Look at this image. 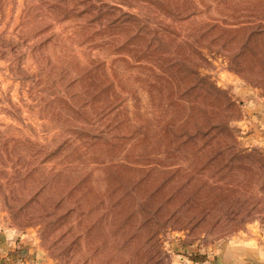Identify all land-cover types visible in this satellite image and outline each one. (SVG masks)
<instances>
[{"label":"rangeland","instance_id":"obj_1","mask_svg":"<svg viewBox=\"0 0 264 264\" xmlns=\"http://www.w3.org/2000/svg\"><path fill=\"white\" fill-rule=\"evenodd\" d=\"M205 1L175 23L167 0H0V264H264V5L226 16ZM116 18L138 24L104 31ZM223 18L248 45L201 36ZM137 25L167 51L104 43ZM243 50L247 70L229 58ZM219 117L227 133L176 138Z\"/></svg>","mask_w":264,"mask_h":264},{"label":"trees","instance_id":"obj_2","mask_svg":"<svg viewBox=\"0 0 264 264\" xmlns=\"http://www.w3.org/2000/svg\"><path fill=\"white\" fill-rule=\"evenodd\" d=\"M210 3H212V5L216 8V10H218V12H221L222 10H224L222 13V15H226L229 16L230 12L233 11H237L238 9L240 10H245V6H241L243 5L242 3L245 4H249V3H259L260 1H263V5H264V0H208ZM205 2L207 4V1L205 0H167V6L168 9L166 11V13H169V16L171 17V20L174 21L175 23H179V21H185L187 19H190V17L194 16L196 13L199 14L200 11L199 9V5H205ZM211 5V4H210ZM242 7V8H240ZM102 8V7H101ZM101 8L98 9L99 11V15H101L103 12L106 14L107 11H103ZM110 8V7H109ZM111 9V8H110ZM116 9V8H115ZM157 10H161L160 5L156 6ZM106 10V9H105ZM226 18L220 19V20H213L214 22H210V23H205L202 25V27L200 28V30H202L201 32V36L204 35H209L210 33H214L217 37H228L230 34H232L233 31L238 32L240 35H242V39L241 42H243V39H246V42H244L245 46L249 44V39L251 38V30L247 33L249 27H244V25L239 24L237 25L236 23H226L225 22ZM106 23L104 24L103 27H105L104 31L107 28H111V27H136L135 25L138 24L136 23V21H121L120 19L116 18V19H106ZM172 24L170 25H160L161 27H158L156 29L155 27V33H160L163 35L162 38H166L169 35V31L167 29V27L170 29ZM138 27V32L132 33V35H128V36H123L121 41L119 43H113L112 41H110L109 39H103L106 45H109L110 47H114L116 51H120L123 53H126L128 55L131 56H137L138 59L141 58L143 60H152V57H154L155 52H157L158 50L160 52H165L167 51V46L165 45L164 41H157V45L155 47V40L151 36L147 27L143 26V25H137ZM171 30V29H170ZM172 32H174V30H171ZM175 33V32H174ZM246 34V35H245ZM99 35V34H97ZM94 36V35H93ZM246 36V37H245ZM88 39H92V35L87 37ZM150 39V40H149ZM155 47L154 49H152V47ZM163 54V53H161ZM234 55V56H233ZM229 58L231 61H233L235 63L236 66H243V68H245V70H247V66H248V54L243 51L237 52L236 54L233 52L230 53ZM136 59V60H138ZM117 60L120 61H124L126 63L127 66H129L130 68H135L137 67V65L135 66L134 64L129 63V59L126 57V55H119L117 57ZM90 63H92V65L88 68V71L85 72L87 73V80L90 79L89 77V73L91 75L92 78V82L95 83H105L106 81L100 80V76H103V73H95V69L99 67V65H101V62L98 61H90ZM179 64V63H178ZM102 67V66H101ZM99 70V68H98ZM85 77V76H84ZM210 83L212 82H206L205 84L208 87V84L210 85ZM263 83H264V39H263ZM211 87V86H210ZM120 89H122V87H120ZM212 89H214V91H216L217 95H221L222 98L219 99V102H222V104H224V108L226 109H231L234 108V103L231 101L229 95H227L221 88L219 87H215L212 85ZM194 87L190 86L188 88V91H193ZM109 99V98H108ZM110 99H112V97H110ZM224 99V101H223ZM221 100V101H220ZM224 102V103H223ZM117 116V115H116ZM115 120V118H114ZM146 121V120H145ZM109 124H113V121H111ZM113 129H116V126L112 127ZM230 129L228 120L225 119V117H219L218 119H201V125L200 127H193L191 132H184V133H180L179 135L176 136V138L180 141L181 138H183L180 142L182 144H187V143H193L195 142V140H197V138L201 137H207L211 134L214 133H218V132H224L226 131V133L228 132L227 130ZM86 130V129H85ZM126 130L125 132H120L119 133V137L122 134H126ZM87 131L90 133H87L84 135V139H86V143L88 142V139H93L96 138L98 140V143H102V144H107L108 141L105 140V137L103 138L105 134L104 130H95L93 131L92 129H87ZM176 131H179V129H177ZM82 140L81 137H78ZM112 140V139H111ZM110 145L112 143H109Z\"/></svg>","mask_w":264,"mask_h":264},{"label":"crops","instance_id":"obj_3","mask_svg":"<svg viewBox=\"0 0 264 264\" xmlns=\"http://www.w3.org/2000/svg\"><path fill=\"white\" fill-rule=\"evenodd\" d=\"M3 242H4V241H3ZM4 245H5V246H4ZM2 246H3V247H0V253H1V254H4V252H6V250H7L6 247H7L8 245L3 244Z\"/></svg>","mask_w":264,"mask_h":264}]
</instances>
